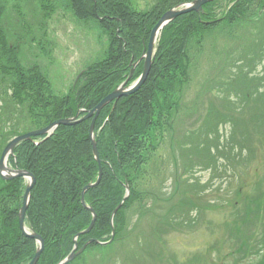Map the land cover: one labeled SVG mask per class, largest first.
Listing matches in <instances>:
<instances>
[{
  "label": "trees",
  "instance_id": "1",
  "mask_svg": "<svg viewBox=\"0 0 264 264\" xmlns=\"http://www.w3.org/2000/svg\"><path fill=\"white\" fill-rule=\"evenodd\" d=\"M194 1L196 0H181L170 4L167 8H165L167 2L162 3L161 6H166L158 13L160 15L157 21L160 17L162 18L166 9ZM9 2L10 0H0V159L5 148L14 138L47 128L57 121L75 117L78 112H81V116L87 115L96 108L103 99L129 78L131 69L129 64L126 65L127 59L125 58L130 55L131 59H141L146 52L148 38L155 26L152 21L146 23L150 15L132 13L126 1L117 3L96 0L94 5L93 0H70L72 13L81 22H89L93 20L92 18H97V15H106L115 20L109 21L111 25L108 28L109 32L112 31L113 44L109 47L108 56L111 53L110 58H105L93 67L86 79V85L77 90L72 88L63 96L52 95L47 91L50 88L47 70L36 63L26 65L23 58L25 47L32 48L34 44L43 46V42L32 37V32L25 31L24 33L23 25L27 21H24L25 17L19 10L16 26L13 27L7 23ZM229 2L232 3L231 6ZM203 8L204 14L201 17L192 12L176 19L164 29L159 39L150 77L145 85L137 94L110 104L98 117L95 123V134L103 178L98 188L89 190L85 195L87 206L92 207L97 214L95 227L90 234L81 235L76 240L78 235L89 229L93 221L91 212L82 204V193L88 185L97 182L100 172L90 139L92 120L76 126H61L49 139L33 138L15 149L14 156L9 161L10 166L13 169L28 171L36 177V186L32 191L26 225L45 242V251L38 264H60L73 251L75 241L82 248L90 240H97L101 243H108L111 240L112 215L125 197L127 183L132 187L130 180L133 178L130 176L129 167L136 164L139 172L146 167L144 162L149 165L151 162L149 159L155 154L154 149L159 150L165 139L164 137L156 142L152 138L158 130L153 122L155 114L153 101L156 95L163 90L161 80L165 78V75L167 77L163 80L171 82L173 93L176 92L174 86L177 77L181 81L188 79L187 67L184 68L182 60L186 59L185 46L190 38L204 30L212 31L222 24L235 27L243 23L244 30L246 27H257L258 29L264 26V24L262 26L264 0H214ZM257 10L259 11L256 12ZM121 20L125 22V31L129 30L131 40L139 42V50L136 49L137 45L135 49L130 50L131 47L125 40H123L124 46L117 41L116 31L119 29L115 26L119 28L118 21L121 22ZM120 29L123 31L122 27ZM18 36L21 38V43L17 42V45L13 46L12 43ZM42 37L46 38L43 34ZM263 41V39L255 38L253 49L260 47L264 50ZM238 63L242 64L240 61ZM237 64L233 67L240 65ZM142 68L141 64L139 71L137 69L129 84L136 81L138 72H141ZM256 73V67H253L247 75H242V80L246 83L251 81L246 85H239L238 83L241 82L237 80L238 85L227 83L216 89L212 95L214 118L209 114L204 124L205 126L214 125V128L211 127L210 130L215 129V133L201 134V129L196 135L197 139L218 136L221 128L228 122H233V124L244 122L245 114L246 118L250 117V111L255 114L251 121L255 119L256 123H260L263 118L256 113L264 110L262 105L264 78L253 77L252 75ZM94 75L99 76L97 80H93ZM231 81L233 79H230ZM182 106L183 103L178 102L177 106L169 109V113H172L174 108L176 111L172 113L174 115L172 119L164 120L166 121L165 135L167 134V138L173 139L178 132L176 127ZM162 118L164 119L163 115ZM182 134L188 135L190 131H182ZM181 141L178 139L177 142L184 149L186 144ZM192 141V147L191 145L190 147L194 150L195 141ZM217 142L218 140H216V147H218ZM159 143L161 144L157 145ZM146 145L149 146L147 154L143 150ZM201 145L198 144L196 150L200 151ZM216 147L212 145L204 147L209 155V163L215 162L218 158L217 154V158L211 156L212 150ZM202 156L200 151L198 157ZM198 162L201 164V161ZM194 164L195 162H192V168ZM202 167L206 168V163L203 162ZM178 183L181 181L177 182V185ZM25 191L26 184L23 179L3 181L0 178V264H29L36 255L37 242L24 236L19 226V211L23 205ZM128 204L130 205V200L124 204L114 218L116 237L113 244L123 242L127 238L121 231L124 229L122 226L125 224ZM185 205L192 208L194 203H191V206L185 200ZM93 246L96 245H92L91 248Z\"/></svg>",
  "mask_w": 264,
  "mask_h": 264
},
{
  "label": "rangeland",
  "instance_id": "2",
  "mask_svg": "<svg viewBox=\"0 0 264 264\" xmlns=\"http://www.w3.org/2000/svg\"><path fill=\"white\" fill-rule=\"evenodd\" d=\"M93 1L95 5L96 0ZM123 1H126L132 13L150 15L146 23L152 21L156 26L161 20L160 17L157 21L160 15L158 13L166 6L161 4L167 2L165 7L167 8L170 4L181 0H107L117 3ZM231 5L232 3L229 2V6ZM177 7L166 9L163 15ZM71 9L70 0H10L6 15L7 23L15 27L19 10L25 17L24 21H27L23 25L24 33L32 32V37L43 42V46L34 44L32 48L25 47L23 58L26 65L36 63L47 70L50 87L47 91L52 95L63 96L72 88L77 90L86 85V79L93 67L105 58H110L111 54L108 56L109 47L113 44L112 31L109 32L108 28L111 25L109 21L113 18L97 15V18H92L93 20L89 22H81ZM118 24L119 28L115 26L119 29L116 31L117 41L124 46L123 40H125L129 43L127 45L131 47L130 50L135 49L136 45V49L139 50V42L131 40L129 30L125 31V22L121 20ZM242 24L235 27L222 24L212 31L204 30L190 38L185 46L186 59L182 60L184 68L187 67L188 79L181 81L177 77L174 86L176 92L173 93L171 82L163 80L167 77L165 75L161 80L163 90L157 93L153 101L155 113L153 122L158 130L152 138L156 142L164 137L166 140L164 139L159 150L154 149L155 154L149 159L151 160L149 165L144 162L145 168L138 172L136 164L129 167L133 180H130L132 187L128 183L126 185L125 197L127 186L132 190L130 189V196L126 200V202L130 200V205L128 204L125 212V224L122 226L124 229L121 231L127 238L123 242L112 243L108 245L109 247L106 246L107 248L91 244L85 253L79 255L70 264H259L264 262V110L256 113L263 118L259 124L255 119L251 121L255 114L250 111V117L246 118L245 114L244 122L239 124L228 122L223 125L218 136L208 139H197L196 136L201 129V134L215 133V129L210 130L214 125L204 124L209 114L214 118L212 95L218 87L227 83L237 84V80L241 82L238 83L239 85L248 84L251 81L246 83L242 80V75H247L253 67H256L257 73L252 76L258 79L264 78V56H262L264 50L260 47L253 49L255 38L264 40V23H262L263 27L258 29L246 27L245 30ZM121 27L123 31H120ZM124 31L125 33L122 34ZM41 32L46 38L42 37ZM149 40L150 37L147 45ZM17 42L21 43L20 36L12 45L16 46ZM256 44L260 43L256 42ZM125 59H127L126 65L129 64L131 69L130 78L135 75L137 69L139 71V66L142 64V71L138 72L136 80L140 79L144 73V60L142 62L135 58L131 59L130 55ZM239 61L242 64H237ZM234 64L240 65L234 68ZM97 77L99 76L94 75L93 80H97ZM230 79L233 81L230 82ZM127 81L129 80L126 79L125 83ZM131 81L132 79L129 82ZM215 81L216 83H213ZM79 92L80 90L77 91L78 94ZM175 102L176 105H173ZM178 102H182L184 108L179 111L181 114L176 127L178 132L171 139L167 138V134L165 135L164 120L172 119L174 116L172 113L176 110L174 108L172 113H169V109L177 106ZM262 105L264 109V100ZM79 114L78 112L75 117ZM85 116L86 114L84 116L80 114L79 117ZM75 117L72 116L70 119ZM239 117L241 118L240 115ZM93 119L94 117L88 120L93 122ZM182 131H190L191 135H181ZM94 135L96 138L95 128ZM176 137L182 140L181 142H185L184 149L181 148ZM192 140L195 141L194 150L191 149ZM197 143L202 144L201 158L198 157L200 151L196 150ZM211 145L216 147L212 150L211 156L216 157L217 154L218 158L216 157L215 162L209 163V155L204 147ZM148 149V145L143 149L146 154ZM198 161H201V164ZM192 162H195L193 168ZM203 162L206 163V168H203L204 166L201 168ZM179 181L181 183L177 185ZM24 182L27 184L25 180ZM185 200L190 205L194 203V206L191 205L190 208L185 205ZM85 205L87 206L86 202ZM112 226L115 238L113 215ZM255 230L256 235L252 239ZM256 238L258 241L255 243L262 245L263 248H258L255 257H250L251 255L246 257L238 253H243L246 239L253 241ZM92 245L96 246L91 248ZM82 248L79 247L78 252Z\"/></svg>",
  "mask_w": 264,
  "mask_h": 264
},
{
  "label": "water",
  "instance_id": "3",
  "mask_svg": "<svg viewBox=\"0 0 264 264\" xmlns=\"http://www.w3.org/2000/svg\"><path fill=\"white\" fill-rule=\"evenodd\" d=\"M213 1L214 0H196L192 3L182 4V5L178 6L177 8H175V9H173V10H171V11H169L163 15V17L161 18V20L155 26V28L153 29V31L151 33L149 45H148V48L146 49V53H144V55L140 59V61L144 60V62H145L144 73L141 76V78L137 82H135L132 86L127 87L128 82L132 78L131 77L129 79V81H127L126 83L121 85L119 89H117L112 94H110L107 98H105L93 111L89 112L83 119L79 120V116H80V114H79L74 119H64V120L57 121L56 123L51 124L49 127L45 128V129H42L39 131H34V132H31V133H28V134H25V135H22V136L15 138L6 147V149L4 150V152L2 154V157L0 159V176L5 181H12V180L18 179V178H23V179L28 181V186H27L25 194H24L23 206L21 207L20 212H19V226H20V231L22 232V234L24 236L37 241V243L39 244V248L37 250V253H36L34 259L29 264H37L38 263L42 253L44 252L45 244H44V240L38 234H36L32 229H29L25 224L26 214H27V210L29 208V204H30V200H31V193L35 187L36 179H35L34 175L30 172L21 171V170H11L8 167V160L14 154L15 149L20 144H22L23 142L31 141L33 138H38V137H42V136H47L49 138L57 130V128L59 126H67V127L68 126H74V125L80 124L81 122H83L85 120H88V119H91L94 117L92 125H91V129H90V139L92 142L95 160L98 162V164L100 166V172H99V177H98L97 182L94 184L88 185L82 193V204L87 210H89L93 214V221H92L89 229L86 230L85 232L81 233L80 235H78L77 238L80 237L81 235H86V234L91 233V231L94 228L95 222L97 220V216H96V213L94 212V210L92 208H89L85 205V194L87 193L88 190L97 187L100 184V182L102 180V176H103L100 156H99V152H98V148H97L96 138L94 135L95 122H96L97 118L99 117L101 111L106 106H108L109 104H111L115 101H118L122 98L134 95L145 85V83L148 80V77L151 73L152 67H153L154 58H155V54H156V46H157L158 39H159L162 31L170 23H172L173 21H175L179 17L190 14L192 12L197 13L199 15V17H201L204 14V8L203 7L205 5L211 4ZM129 191H130V189L127 186L126 197H125L124 201L122 202V204L118 207V209L113 214V219H114L116 213L122 208L123 204L129 198V196H130ZM112 237H114V232L112 234ZM112 241L113 240H111V242ZM94 243L98 244V245H104L101 242L91 240L79 252H77L78 245L76 244L73 252L68 256V258L63 260L60 264H70L71 262L76 260V258L79 255L84 253L90 244H94Z\"/></svg>",
  "mask_w": 264,
  "mask_h": 264
},
{
  "label": "flooded vegetation",
  "instance_id": "4",
  "mask_svg": "<svg viewBox=\"0 0 264 264\" xmlns=\"http://www.w3.org/2000/svg\"><path fill=\"white\" fill-rule=\"evenodd\" d=\"M252 241H244V246H243V252H244V256L248 257V255H251L250 257H255L254 255L256 254V251L258 250V248H263L262 245L260 244H256L254 241L252 244H250Z\"/></svg>",
  "mask_w": 264,
  "mask_h": 264
}]
</instances>
